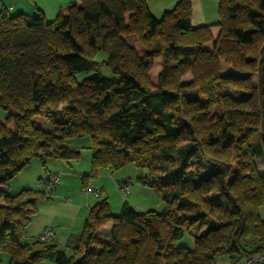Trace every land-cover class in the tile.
Returning <instances> with one entry per match:
<instances>
[{
    "label": "trees",
    "instance_id": "trees-1",
    "mask_svg": "<svg viewBox=\"0 0 264 264\" xmlns=\"http://www.w3.org/2000/svg\"><path fill=\"white\" fill-rule=\"evenodd\" d=\"M219 16L194 25L190 0L161 18L149 0H70L52 20L0 7V264L2 253L8 264H212L221 254L236 264L264 251L255 163L264 156V0H220ZM220 59L249 75H223ZM189 71L194 80L183 83ZM44 119H56L53 131ZM82 136L94 169L147 168L139 180L159 190L164 210L126 202L115 215L104 198L70 236L71 256L54 239L24 243L47 194L4 184L33 157L78 156L67 141ZM186 234L190 246L179 242Z\"/></svg>",
    "mask_w": 264,
    "mask_h": 264
},
{
    "label": "rangeland",
    "instance_id": "rangeland-1",
    "mask_svg": "<svg viewBox=\"0 0 264 264\" xmlns=\"http://www.w3.org/2000/svg\"><path fill=\"white\" fill-rule=\"evenodd\" d=\"M192 5V16L196 13L193 5L194 0H190ZM178 0H149L151 12L157 18H161L166 10L172 9ZM219 2L215 4L213 19L209 22L200 21L199 25L217 22L219 16ZM194 11V12H193ZM48 19V18H47ZM49 20H51L49 18ZM216 36L219 30L213 31ZM102 56L105 53L102 52ZM220 71L223 75L229 77L247 76L248 73H241L234 70L223 59H220ZM100 71L111 76L112 73L108 67L101 66ZM156 82V74H151ZM194 75L192 72H186L182 75L183 83L193 82ZM252 81L257 82V77L252 76ZM228 92L235 98L240 97V92L234 86L227 88ZM216 111L220 110L216 108ZM7 112L0 107V116H6ZM56 119L42 120L39 125L47 130H54ZM67 145L79 151V155L70 159L57 158L53 156H36L30 160V163L22 169L14 178L8 182V189L11 193L16 194L23 189L42 190L47 194L48 199H41L37 204L36 212L32 215L31 220L25 228L23 237L24 243L34 241L40 233L46 228H53L59 238L58 246L68 256L73 254V249L67 245L72 234L80 235L84 228L85 219L88 216L91 206L96 202L107 199L111 212L119 214L126 202L138 212L148 210L163 211L165 204L162 201V195L159 190L153 186L144 184L139 180L140 177L148 176L149 170L145 167H139L133 162H129L121 168L112 169L108 167L93 168V150L92 142L89 136L71 138ZM258 172L264 176V156L255 158ZM204 172L209 171L207 164L202 167ZM54 173L60 174V182L47 186L44 184L46 178L51 177ZM129 180V187L125 193L119 186V180ZM95 187L101 190V196L96 197L87 193L85 188ZM71 196V201L68 197ZM214 201H226L219 196H207ZM260 214L264 218V203L260 206ZM102 229V228H101ZM103 232L99 230L98 235L101 238L107 230L105 226ZM104 239V238H103ZM180 244L192 245L191 238L188 234L180 241ZM1 257L5 264L9 263V254L2 253ZM215 264H231V258L228 254L217 255L214 258ZM44 264H56L52 260H45Z\"/></svg>",
    "mask_w": 264,
    "mask_h": 264
},
{
    "label": "crops",
    "instance_id": "crops-1",
    "mask_svg": "<svg viewBox=\"0 0 264 264\" xmlns=\"http://www.w3.org/2000/svg\"><path fill=\"white\" fill-rule=\"evenodd\" d=\"M70 0H0V7L8 8L12 13L16 12H26L32 15L38 14L39 10H41L46 18L52 20L54 19L60 10L69 2ZM195 4L193 8L195 10L196 5V13H193L192 22L194 25H198L200 21L209 22L213 19V12L215 10V4H217V0H194ZM194 12V11H193ZM219 30L218 27H214L213 31ZM4 186L8 187V183L4 184ZM9 188V187H8ZM107 227L106 233H109L113 227L112 222L106 223L104 227ZM100 229V230H102ZM74 235V234H72ZM71 235V236H72ZM54 240L58 243L59 238L57 234H55Z\"/></svg>",
    "mask_w": 264,
    "mask_h": 264
},
{
    "label": "built area",
    "instance_id": "built-area-1",
    "mask_svg": "<svg viewBox=\"0 0 264 264\" xmlns=\"http://www.w3.org/2000/svg\"><path fill=\"white\" fill-rule=\"evenodd\" d=\"M60 180V174L54 173L51 177L46 178L43 183L47 186H51L52 184L59 183ZM119 186L125 193H127L129 180H119ZM86 191L87 193H91L96 197H100L102 193L100 189L95 187H88ZM71 199V196H69L68 201H71ZM38 237L42 240H52L55 237V231L53 228L46 227ZM236 264H264V251H257L248 255L241 256Z\"/></svg>",
    "mask_w": 264,
    "mask_h": 264
}]
</instances>
